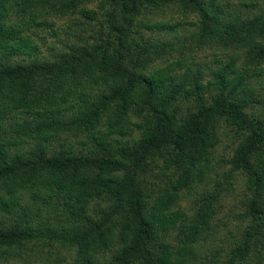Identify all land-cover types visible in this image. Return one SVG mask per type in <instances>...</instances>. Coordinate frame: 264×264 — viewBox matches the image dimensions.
Here are the masks:
<instances>
[{
  "label": "trees",
  "instance_id": "16d2710c",
  "mask_svg": "<svg viewBox=\"0 0 264 264\" xmlns=\"http://www.w3.org/2000/svg\"><path fill=\"white\" fill-rule=\"evenodd\" d=\"M216 1L0 0V263L59 247L73 251L70 264H102L116 247L110 264H264V94L248 81L262 76L249 69L264 64V0H250L263 7L245 18L225 16ZM40 4L60 15L92 5L77 24L86 35L52 59L37 56L33 23L13 21ZM173 5L201 17L199 47L239 50L242 67L236 55L206 70L185 60L154 67L188 46L147 37L139 20ZM21 108L29 118L15 119ZM133 114L140 138L95 136L106 118L129 135ZM73 127L93 140L86 152L50 142ZM228 136L232 154L218 159ZM237 177L248 192L231 209L235 225H218ZM194 192L188 217L175 204Z\"/></svg>",
  "mask_w": 264,
  "mask_h": 264
},
{
  "label": "rangeland",
  "instance_id": "374dc122",
  "mask_svg": "<svg viewBox=\"0 0 264 264\" xmlns=\"http://www.w3.org/2000/svg\"><path fill=\"white\" fill-rule=\"evenodd\" d=\"M216 2L219 4L220 10L225 13V16L229 17L240 16L245 18L247 16H255L263 7L261 2H257L256 5H253L250 0H218ZM85 7L86 9H91L92 5L82 6L80 11L76 14L60 15L52 8V6L40 4L37 8H33L27 15L14 18L13 21L18 24L33 23L31 29L27 32V35L31 36L33 41L38 46L37 56L42 59H52L55 52L65 50L67 45L77 42V34L86 35L77 26V24L86 21L82 14V10ZM200 22L201 17L199 14L184 12L179 10L174 5L164 8L157 14L141 18L139 20L138 30L146 34L147 37L160 38L166 41L172 40L175 36H177L178 38H181L182 41H185L188 46L184 56H181L179 53H174L172 57H168L169 60H165L164 58L158 61L154 67H173L177 62L185 60L186 62H184V64L187 63L190 65L196 63L206 70L208 67H214L213 65L216 60L220 59L222 61H226L231 55L240 57L239 62L242 67L241 64L245 59V55L239 50L231 51L222 48L212 49L209 47H199V45L194 41L193 35L198 32ZM145 24H165L167 27H172V30L170 32H153L147 28ZM252 70L254 72L258 70V74H262V76H251L248 80L249 83L256 89V95L264 94V64L260 67L251 66L249 69L250 74ZM36 110L40 111V108H32L31 111L29 110V114L32 115ZM261 113H264V110ZM29 114L24 110V108H21L14 116L15 119L20 120L29 118ZM105 121L106 124H100L98 126L96 131L97 134H95V136L104 140L116 139L120 141L135 140L141 136V131L138 127L140 118L135 114H133L124 125L125 128H130L131 130V133L125 136H123L120 132L121 125H117L114 122V127H112L111 122L108 121L107 118ZM29 142L30 146L33 147L36 145L38 140H30ZM50 142L54 144V146L56 145V147L72 148V150L76 153L86 152V150L94 144L93 140L88 137L87 132H85V130L79 131L77 127H73V129L69 130L68 133L53 132ZM231 142H233V140L229 136L224 138L222 144L218 146L216 154L218 159L222 156H231ZM213 175L216 176L215 180L222 182L225 187L228 186L229 181L222 173L220 175ZM231 181L234 185L232 186L231 191L227 193L225 206L218 211V215L215 220L216 224L221 226L227 225L229 227H233L235 225L232 217V214L234 213L231 212V209L233 208V204L239 203V200L241 201L246 191L248 192L246 188V181L243 178L237 177ZM204 188H207V186H204ZM197 190L201 192L202 187L200 186ZM198 197V193L196 192L191 195H183V197L179 198L175 204V209L182 210L188 217L192 216L195 212L194 202ZM224 231V228L222 230L217 229V232L214 235V239L216 244L218 243L219 248L226 244V240L223 238ZM216 244L214 246H216ZM115 250L116 247L112 250L108 249L106 254L101 257V263L110 264L111 259L113 260ZM35 252L36 259L33 261L27 262L26 259L28 257L25 253L22 260L11 261L10 264H70L72 260L70 255L73 254V251L63 248L60 249L59 247H37L35 248Z\"/></svg>",
  "mask_w": 264,
  "mask_h": 264
}]
</instances>
